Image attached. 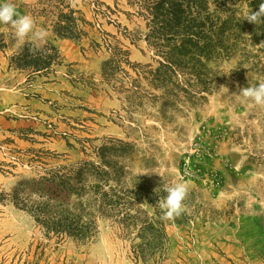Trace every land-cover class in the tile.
I'll use <instances>...</instances> for the list:
<instances>
[{
    "label": "rangeland",
    "instance_id": "rangeland-1",
    "mask_svg": "<svg viewBox=\"0 0 264 264\" xmlns=\"http://www.w3.org/2000/svg\"><path fill=\"white\" fill-rule=\"evenodd\" d=\"M4 2L47 35L0 24V264H264V0Z\"/></svg>",
    "mask_w": 264,
    "mask_h": 264
},
{
    "label": "clouds",
    "instance_id": "clouds-1",
    "mask_svg": "<svg viewBox=\"0 0 264 264\" xmlns=\"http://www.w3.org/2000/svg\"><path fill=\"white\" fill-rule=\"evenodd\" d=\"M244 19L255 23L264 21V3L260 4L259 11L247 12ZM0 24L9 25L13 30L14 39L20 44L26 40L35 44L36 41H43L47 35L44 30L35 28V22L31 16L21 15L13 3L4 2V0H0ZM30 50L39 51V48L36 46ZM239 95L245 101L264 105V83L242 88ZM164 192L167 195L161 197L157 204L162 212L161 218L170 220L179 216L184 210L183 202L187 196L188 188L183 182H175L165 185Z\"/></svg>",
    "mask_w": 264,
    "mask_h": 264
},
{
    "label": "trees",
    "instance_id": "trees-1",
    "mask_svg": "<svg viewBox=\"0 0 264 264\" xmlns=\"http://www.w3.org/2000/svg\"><path fill=\"white\" fill-rule=\"evenodd\" d=\"M171 0H162V2L156 6H153V8H149L152 10L151 14L155 18V22L162 24L164 27H170V28H179L182 25V18L184 17V11L178 10L176 8H166L164 4H168L170 2H167ZM189 0H182V4H177L178 7L180 6L182 9L184 2ZM167 2V3H166ZM191 9V7H190ZM155 23V24H157ZM185 49V47L183 48ZM180 56L179 54H177ZM174 52H171L168 54L167 59H175L178 57ZM64 187H61V190ZM65 189V188H64ZM64 189L62 191H64Z\"/></svg>",
    "mask_w": 264,
    "mask_h": 264
},
{
    "label": "crops",
    "instance_id": "crops-1",
    "mask_svg": "<svg viewBox=\"0 0 264 264\" xmlns=\"http://www.w3.org/2000/svg\"><path fill=\"white\" fill-rule=\"evenodd\" d=\"M59 42V41H58Z\"/></svg>",
    "mask_w": 264,
    "mask_h": 264
}]
</instances>
